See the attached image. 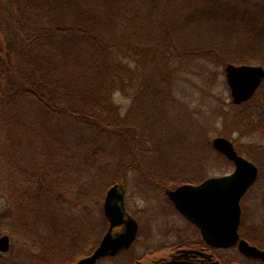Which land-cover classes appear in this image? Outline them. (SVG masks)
I'll return each mask as SVG.
<instances>
[{"label": "trees", "instance_id": "trees-1", "mask_svg": "<svg viewBox=\"0 0 264 264\" xmlns=\"http://www.w3.org/2000/svg\"><path fill=\"white\" fill-rule=\"evenodd\" d=\"M212 24L233 36L264 42V4L0 0V220L21 226L27 235L39 231L43 245L63 239V247H69L85 241V249L66 262L72 264L97 245L101 234L88 214L69 216L65 224L71 229L80 223L77 239L62 230L59 218L70 212L65 203L71 184L103 181L117 169L122 175L115 173L107 188L124 182L130 170L139 176L143 193L146 186L162 191L207 178L198 181L200 170L181 153L186 149L164 140L169 117L159 111L158 101L161 93L171 97L172 79L193 62L224 69L228 61L214 44L187 47L177 34L180 28L208 29ZM135 73L138 91L121 114L113 94ZM226 105L210 110L211 119L224 127L223 135H264V80L249 100ZM199 158L195 163L200 167L208 164L203 155ZM102 219L105 227L103 213ZM42 262L47 263L44 257Z\"/></svg>", "mask_w": 264, "mask_h": 264}, {"label": "rangeland", "instance_id": "rangeland-1", "mask_svg": "<svg viewBox=\"0 0 264 264\" xmlns=\"http://www.w3.org/2000/svg\"><path fill=\"white\" fill-rule=\"evenodd\" d=\"M204 26L200 25V27H192L188 30L177 29L178 37L187 47L214 44L220 50L222 57L228 62L259 64L264 67V42L260 39L245 40L243 37L233 36L225 32L220 26V28H217L212 24L208 29ZM242 60H245V62H242ZM136 76L137 73L134 74V78L128 85L116 90L113 94V101L118 106L121 114L126 113L138 91V78ZM229 101H231V95L225 81L224 69L210 62H193L189 70L179 71L172 79L171 97L166 98L164 93L159 96V111L166 113L169 117L167 122L170 124L169 130L165 132L164 140H169L179 148L182 149L183 146V149H186V152L180 151L183 155L189 157L191 163H194L192 165L198 171L200 170L201 176L198 177V181L206 176L230 173L234 168L231 161L211 148L213 137L225 135L221 133L224 128L222 124L220 122L215 123L211 119L210 110L216 104L227 108L226 104ZM239 134L238 131H235L225 137L231 141L236 139L238 153L248 158L258 167L256 182L248 189L240 202L243 215L242 225L246 227V230H242V234L247 235L249 238L259 236L264 240V135L258 131L245 135ZM183 142L187 145H184ZM200 155L204 157L203 162L208 163L204 167H200L198 163H195V160H200ZM122 172L118 169L113 170V173L106 180L104 179L105 181L97 178L94 182L81 179L79 182L71 184L68 191V199L70 200L65 203L71 209H69L68 215L65 213L60 216L59 219L62 218V221L59 225L64 226L69 222L70 217H81L88 214L92 221L91 224L97 228V234L102 236L106 230L102 219L103 198L107 186L116 176L115 173L122 175ZM1 181H4V179H1ZM119 183L123 184L125 189L124 204L126 210L134 218L141 219L142 225L147 223V215H161L167 211L169 214L168 229L166 230L168 237L171 236V229L175 227L182 230V238L185 241L196 235V229L186 219L181 218L171 210L163 195V190H151L150 187L146 186V193L141 191L139 176L134 170H130L125 177V181ZM3 204L2 199H0V211ZM42 212H45V210ZM53 212L54 215L58 216L57 210ZM63 222L65 223L63 224ZM39 225L37 223L36 227L40 228ZM155 227H157V223H155ZM62 230L67 231V236L72 235L73 238L77 239L81 232L80 223H73L71 229H68L65 225ZM45 233L47 232L42 234L43 239ZM2 234L9 236L10 247L6 252H0V264H43V257L47 261L44 264H67L66 262L71 256L82 252L87 245L83 241L82 243L76 242L75 246L63 247V239L57 245L48 243L43 245L42 241L38 239L41 237V233L38 237L39 231L36 235H27L21 226L17 225L16 229L6 218L0 220V235ZM33 238L36 239V243ZM44 246L49 247L46 253L43 252ZM212 252L220 264H257L244 258L235 247L212 248ZM126 262L127 258L124 255L103 259L98 264H126Z\"/></svg>", "mask_w": 264, "mask_h": 264}, {"label": "water", "instance_id": "water-1", "mask_svg": "<svg viewBox=\"0 0 264 264\" xmlns=\"http://www.w3.org/2000/svg\"><path fill=\"white\" fill-rule=\"evenodd\" d=\"M224 73L231 101L236 105L249 100L264 79V67L259 64L228 62L224 66ZM211 145L233 163V170L207 177L197 184L182 183L174 188H166L165 194L174 208L199 229L202 240L208 246L228 248L237 245L238 251L245 257L264 261V249L240 238L238 233L240 200L256 181L258 167L239 154L233 142L225 136L213 137ZM124 199L125 189L121 183H114L107 188L102 209L108 228L92 253L74 264H95L98 258L114 255L131 245L138 225L126 210ZM118 227L120 230L115 232L114 229ZM9 247V236L0 235V252H6ZM200 255L203 260L198 264H220L211 254L201 252Z\"/></svg>", "mask_w": 264, "mask_h": 264}, {"label": "flooded vegetation", "instance_id": "flooded-vegetation-1", "mask_svg": "<svg viewBox=\"0 0 264 264\" xmlns=\"http://www.w3.org/2000/svg\"><path fill=\"white\" fill-rule=\"evenodd\" d=\"M255 1H259L264 4V0H255ZM165 189L166 188H164L162 192L171 210H173V212H175V214L179 215L181 218L185 219L174 208L173 203L169 200V198L165 194ZM147 216H148L147 223H145L144 225H142L141 219L135 218L138 225L137 234L129 247L120 249L114 255H106L100 257L97 259L95 264H98L99 261L103 259H111L124 255L127 258L126 264H171L172 262H175L176 264L178 263L198 264L203 260L200 255L201 252L205 254H211L212 257L216 259V256L212 252V248L211 247L209 248V246L206 245L202 241V239H200L201 234L199 229L193 223L189 222L187 219L186 221H188V223H190L196 229L197 232L196 235H193L189 240L185 241L182 238L183 236L182 230H180L177 227L171 229V236L168 237L167 235L168 232L166 230L168 229L167 223H168L169 214L167 211L161 215L153 214ZM242 217L243 215L241 208V218L238 227L239 237L244 238L250 244L256 245L260 249H264V240L261 239L259 236L254 238H249L247 235L242 234L243 233L242 230L243 231L246 230V227L242 225ZM155 223H157V227H155ZM107 228H108V222L106 225V230ZM119 230H120L119 227L114 229L115 232ZM136 244L138 245L136 246ZM231 247H235L237 249V245ZM94 249L95 247L89 249L88 253L85 256L92 253ZM243 257L249 260L250 262H255L257 264H264V261L261 259H253L245 256Z\"/></svg>", "mask_w": 264, "mask_h": 264}]
</instances>
